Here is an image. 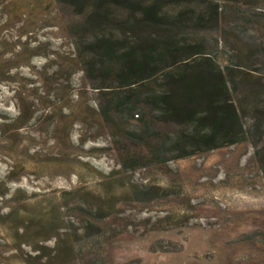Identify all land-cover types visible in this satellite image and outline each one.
I'll list each match as a JSON object with an SVG mask.
<instances>
[{"label":"rangeland","instance_id":"obj_1","mask_svg":"<svg viewBox=\"0 0 264 264\" xmlns=\"http://www.w3.org/2000/svg\"><path fill=\"white\" fill-rule=\"evenodd\" d=\"M253 14L264 0H0V264H264ZM71 43L78 101L52 91ZM222 49L258 79L240 115Z\"/></svg>","mask_w":264,"mask_h":264},{"label":"trees","instance_id":"obj_2","mask_svg":"<svg viewBox=\"0 0 264 264\" xmlns=\"http://www.w3.org/2000/svg\"><path fill=\"white\" fill-rule=\"evenodd\" d=\"M246 6L248 5L246 4ZM240 18H242L245 23L251 22L253 18H258L261 22L264 23V15L262 14L259 16H257V14H253V16L248 17L245 16L244 19L243 17ZM254 29L255 27L253 25L250 30L255 31ZM248 50L250 55H255L258 58L261 65L260 68L264 70V44L256 45L255 42L252 40V42L248 45ZM221 52L226 58L225 64L221 67V73L225 81L226 87L229 93L236 98L237 106L234 105V107L237 113H244L242 107L243 101H239V95H241V91L243 89V91L245 90V92H247L249 96H254L251 97L253 101V98L258 95L255 94L257 92L258 79L254 80L255 74L247 71L245 67L241 65L240 60L243 59L242 57H244V55L237 54L235 56L230 57L228 56L225 49H222ZM61 60L62 62L60 64H56L57 68L55 69L57 75L60 74L61 77L59 78V80L54 81V87L52 88V91H55V93H62L63 95L74 96L78 101L81 98L82 94L88 93V87L85 84L84 77L83 79L80 77L75 78V76H79L81 70L80 68L78 69V59L75 55L72 43L69 45V53H67V55H65V57ZM74 66L77 70L74 68ZM77 85L79 88L77 90L73 89V87H76ZM72 91L75 92L74 95ZM254 105L255 107L252 108L253 121L252 124L249 125L248 130L251 141L252 143L254 142V147H256L257 143L255 140L260 136V129H258V127H262V125L264 126V106L256 104ZM26 106L27 109H30V104H27ZM31 106L34 107V105ZM38 106H41V104L39 103ZM23 113L25 114V112ZM24 114L20 115L21 118H23Z\"/></svg>","mask_w":264,"mask_h":264}]
</instances>
